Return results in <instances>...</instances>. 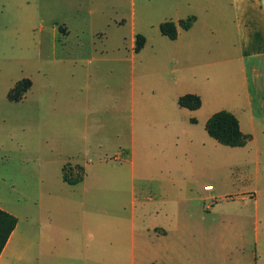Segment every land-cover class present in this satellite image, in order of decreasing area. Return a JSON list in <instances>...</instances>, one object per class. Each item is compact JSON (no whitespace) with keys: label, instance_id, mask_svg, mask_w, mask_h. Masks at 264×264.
<instances>
[{"label":"crops","instance_id":"crops-1","mask_svg":"<svg viewBox=\"0 0 264 264\" xmlns=\"http://www.w3.org/2000/svg\"><path fill=\"white\" fill-rule=\"evenodd\" d=\"M185 3L194 9L190 14H180L177 6L158 24L196 17L189 30L179 28L178 38L169 39L187 37L173 51L174 78L144 79L140 91L147 94L137 97L136 79H124L117 67L107 71L118 63L104 60L107 48L83 40L70 45L66 26L59 27L62 45L34 47L40 0H0V53L17 57V70L0 79V152L17 151L37 165L30 176L0 182V209L18 221L0 264H214V256L199 253L196 241L184 235L172 211L166 209L156 224L137 220L144 192L135 149L151 126L195 145L202 142L201 125L204 140L212 141L206 123L220 111L234 114L242 132L252 136L245 147L232 149L254 145L244 162L247 169L254 164L256 264H264V0ZM41 62L39 79L34 74L39 77ZM23 79L32 81L31 89L23 100L10 101L9 91ZM187 94L198 95L202 106L192 111L178 104L189 113L183 126L165 102L172 97L178 103ZM117 145L111 160L107 149ZM67 164L82 181L64 180ZM145 194L146 200L152 196L150 190Z\"/></svg>","mask_w":264,"mask_h":264},{"label":"rangeland","instance_id":"rangeland-1","mask_svg":"<svg viewBox=\"0 0 264 264\" xmlns=\"http://www.w3.org/2000/svg\"><path fill=\"white\" fill-rule=\"evenodd\" d=\"M187 1L40 0L41 13L32 44L41 51L62 45L65 41L59 27L66 26L71 32L70 45L83 40L88 46L107 48L104 60L118 61L107 71L114 72L117 67L124 79H136L137 97L146 96L140 91L144 79L174 78L177 56L173 51L185 44L187 37L184 34L181 40L172 42L162 36L158 24L173 15L177 6L180 14H190L194 9ZM134 33L147 38L140 54L133 52ZM16 59L15 52L9 58L0 53V79L7 71L17 70ZM44 69L41 62L39 77L37 71L35 78L41 79ZM105 79H111L110 75ZM116 87L122 92L124 84L119 82ZM165 108L183 126L188 125V111L172 97L166 100ZM202 131L200 125L197 135L202 142L195 145L175 140L162 126H151L143 132L145 143L135 149L136 170L141 177L138 187L144 192L142 204L137 206V220L156 224L168 209L183 225L184 235L196 241L199 253L214 256V264H256L254 164L249 162L247 169L244 162L250 150L254 154V145L250 149L223 147L214 140H204ZM117 149L118 145L107 149L111 160ZM33 163L30 156L17 151L8 156L0 152V182L30 176L37 171ZM207 185L212 190L206 191ZM146 190L152 192L147 200Z\"/></svg>","mask_w":264,"mask_h":264},{"label":"trees","instance_id":"trees-1","mask_svg":"<svg viewBox=\"0 0 264 264\" xmlns=\"http://www.w3.org/2000/svg\"><path fill=\"white\" fill-rule=\"evenodd\" d=\"M195 21V16H189L186 19L179 20L177 23L171 20L165 21L159 25V30L163 36L174 41L179 36V28L187 31L193 26ZM145 45L146 37L140 34L137 35L134 48L135 53H140ZM31 87L32 81L29 79L17 82L9 91L8 99L12 102L23 100ZM178 104L182 108L194 111L201 108L202 100L198 95L187 94L179 98ZM192 122L195 123L196 120L192 119ZM205 129L211 138L226 147H245L252 139L251 135L242 132L238 118L228 111H220L212 115L208 119ZM74 169L69 164L64 167V180L71 185L83 180V176L80 174L74 177ZM76 170L83 171L81 167H76ZM17 222L15 216L0 209V256L15 230Z\"/></svg>","mask_w":264,"mask_h":264},{"label":"built area","instance_id":"built-area-1","mask_svg":"<svg viewBox=\"0 0 264 264\" xmlns=\"http://www.w3.org/2000/svg\"><path fill=\"white\" fill-rule=\"evenodd\" d=\"M206 190H212V186L206 187Z\"/></svg>","mask_w":264,"mask_h":264}]
</instances>
